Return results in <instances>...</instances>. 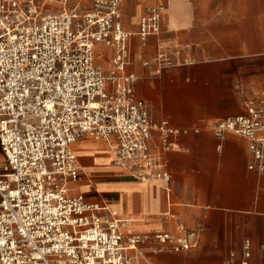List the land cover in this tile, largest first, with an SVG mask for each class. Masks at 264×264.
<instances>
[{
    "label": "built area",
    "instance_id": "2783aa9c",
    "mask_svg": "<svg viewBox=\"0 0 264 264\" xmlns=\"http://www.w3.org/2000/svg\"><path fill=\"white\" fill-rule=\"evenodd\" d=\"M81 1L0 0V264H153L143 250L151 239L162 245L157 254L195 247L192 233H132L109 205L90 203L71 187L83 178L73 148L81 140L104 142L113 166L132 179L169 183L154 137L166 153L189 133L155 121L136 97L124 0H92L89 9ZM165 11L163 4L147 10L141 40L160 33ZM99 45L113 51L107 70L96 63ZM157 60L158 75L169 63ZM263 116L249 107L247 116L206 125L220 141L247 138L250 169L260 175ZM251 247L244 240L241 264H249Z\"/></svg>",
    "mask_w": 264,
    "mask_h": 264
},
{
    "label": "crops",
    "instance_id": "0c3cea01",
    "mask_svg": "<svg viewBox=\"0 0 264 264\" xmlns=\"http://www.w3.org/2000/svg\"><path fill=\"white\" fill-rule=\"evenodd\" d=\"M81 2L91 7L92 0ZM161 4L160 33L141 40V18ZM121 12L132 34L127 73L138 78L136 97L155 121L189 133L175 137L166 153L154 137L169 183L132 179L113 166L104 142L81 140L73 148L83 178L71 187L90 203L109 205L132 233L193 234L195 247L180 254H157L162 245L151 239L143 250L153 264H241L246 239L249 264H264V174L250 169L247 138L220 141L206 127L247 116L249 107L264 111V0H124ZM112 56L97 46L99 66L107 70ZM160 56L169 66L157 75Z\"/></svg>",
    "mask_w": 264,
    "mask_h": 264
}]
</instances>
